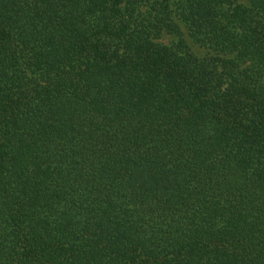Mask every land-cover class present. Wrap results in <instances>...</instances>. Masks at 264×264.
<instances>
[{
  "label": "trees",
  "instance_id": "16d2710c",
  "mask_svg": "<svg viewBox=\"0 0 264 264\" xmlns=\"http://www.w3.org/2000/svg\"><path fill=\"white\" fill-rule=\"evenodd\" d=\"M0 264H264V0H0Z\"/></svg>",
  "mask_w": 264,
  "mask_h": 264
},
{
  "label": "rangeland",
  "instance_id": "374dc122",
  "mask_svg": "<svg viewBox=\"0 0 264 264\" xmlns=\"http://www.w3.org/2000/svg\"><path fill=\"white\" fill-rule=\"evenodd\" d=\"M241 2L245 3V0H240ZM182 32L184 33V38L186 40V42L188 43V45L190 46V48L192 49V51L199 57H203L205 55H209L210 50H208L207 48H204L202 46H198L196 44L193 43V41L189 38L187 32L185 31V29H183L182 27ZM164 43H169L173 40V37L171 35H165L164 38L162 39Z\"/></svg>",
  "mask_w": 264,
  "mask_h": 264
}]
</instances>
